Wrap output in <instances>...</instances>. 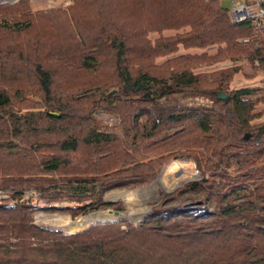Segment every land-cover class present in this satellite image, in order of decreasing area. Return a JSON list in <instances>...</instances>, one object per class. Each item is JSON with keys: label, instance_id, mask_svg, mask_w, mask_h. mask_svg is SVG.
Returning a JSON list of instances; mask_svg holds the SVG:
<instances>
[{"label": "trees", "instance_id": "1", "mask_svg": "<svg viewBox=\"0 0 264 264\" xmlns=\"http://www.w3.org/2000/svg\"><path fill=\"white\" fill-rule=\"evenodd\" d=\"M165 29L175 33L149 37ZM181 48L199 52L156 63ZM227 60L264 72V29L231 23L221 0L0 5V264H264V125L252 123L264 88L231 90L240 65L196 72ZM187 91L227 106V117L208 108L154 113ZM101 113L120 119V133L100 124ZM183 159L201 179L137 224L64 233L35 223L39 210L75 217L113 207L107 192L149 185ZM27 191L75 205L43 208Z\"/></svg>", "mask_w": 264, "mask_h": 264}, {"label": "rangeland", "instance_id": "2", "mask_svg": "<svg viewBox=\"0 0 264 264\" xmlns=\"http://www.w3.org/2000/svg\"><path fill=\"white\" fill-rule=\"evenodd\" d=\"M27 1L32 12L43 11L47 9H55L67 7L71 0H24ZM232 0H221V5L225 9H229ZM16 5V3H11L7 5ZM175 30L165 29L162 32H152L149 37L154 40L159 36L167 37L173 35ZM216 47L208 49L210 54L215 53ZM195 53L198 50H184L180 49L178 53L167 55L163 57L156 58V63L160 64L166 59L174 57L179 54L184 53ZM258 64V63H256ZM240 65L242 67L231 81L230 89H238L241 87L257 86L264 88V72L254 75V70L251 64L246 60L241 62L224 61L216 63L214 65H205L197 69L196 72H209L217 69H223L230 66ZM258 104L256 113L258 116L252 121L257 126L264 125V107ZM208 108L209 115L222 113V109L226 110L227 106H222L209 99L204 98L198 94H191L187 91L183 94H173L168 97L163 98L158 107L154 108V113L163 119H167L172 113H187L192 109ZM222 114L226 115L225 112ZM227 117V115H226ZM97 119L100 124L105 127L106 130H112L116 133H120V119L117 116L101 113L97 115ZM230 125V122L227 121ZM238 139V137H237ZM212 160H215L212 156H209ZM263 164V163H261ZM202 177L197 164L192 159L183 160H171L168 162L158 177L151 182L149 185L135 187L132 189H118L107 192L104 195L105 201H111L117 203L113 207L103 208L98 211H88L86 214L79 216H73L71 212H61V211H45L39 210L35 213V223L44 228L58 229L64 233H73L76 231H81L85 229L89 224L100 222V221H111V220H121L129 221L133 223L141 222L145 217H147L153 210V208L162 203V201L173 195L177 189L184 186L186 183L191 181H198ZM6 195L0 191V199L4 198ZM41 205L43 208L56 207V208H66L74 206V203L63 201L60 203L46 204L41 200L37 199V195L33 191H27L25 197H31ZM173 203V202H172ZM171 203V204H172ZM188 204L185 209L195 210V204H191L187 199ZM122 207V209H117V207ZM175 205V204H174ZM179 203L176 204L178 206ZM105 215V217H104ZM82 229H77L82 226ZM74 229V231H71Z\"/></svg>", "mask_w": 264, "mask_h": 264}, {"label": "built area", "instance_id": "3", "mask_svg": "<svg viewBox=\"0 0 264 264\" xmlns=\"http://www.w3.org/2000/svg\"><path fill=\"white\" fill-rule=\"evenodd\" d=\"M20 0H0V5L17 3ZM228 16L233 24L251 21L255 31L264 29V0H232Z\"/></svg>", "mask_w": 264, "mask_h": 264}, {"label": "water", "instance_id": "4", "mask_svg": "<svg viewBox=\"0 0 264 264\" xmlns=\"http://www.w3.org/2000/svg\"><path fill=\"white\" fill-rule=\"evenodd\" d=\"M217 96H218L219 99H225L227 97V95L224 94V93H218Z\"/></svg>", "mask_w": 264, "mask_h": 264}, {"label": "bare ground", "instance_id": "5", "mask_svg": "<svg viewBox=\"0 0 264 264\" xmlns=\"http://www.w3.org/2000/svg\"><path fill=\"white\" fill-rule=\"evenodd\" d=\"M104 217H105V215H104Z\"/></svg>", "mask_w": 264, "mask_h": 264}]
</instances>
